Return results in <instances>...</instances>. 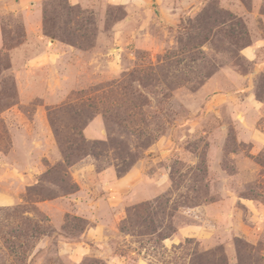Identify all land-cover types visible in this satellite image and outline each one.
<instances>
[{
    "label": "rangeland",
    "instance_id": "rangeland-1",
    "mask_svg": "<svg viewBox=\"0 0 264 264\" xmlns=\"http://www.w3.org/2000/svg\"><path fill=\"white\" fill-rule=\"evenodd\" d=\"M201 1L170 26L155 6L133 23L103 0L87 9L43 0V33L83 55L52 94L44 72L36 92L19 91L10 51L26 29L21 17L2 18L0 196L17 202L0 206V264H264V145L243 139L252 123L264 135V71L243 53L264 41V0ZM96 118L105 140L84 135ZM136 167L165 169L170 184L116 219L101 175ZM100 223L102 239H87ZM83 242L78 257L62 251Z\"/></svg>",
    "mask_w": 264,
    "mask_h": 264
},
{
    "label": "crops",
    "instance_id": "crops-1",
    "mask_svg": "<svg viewBox=\"0 0 264 264\" xmlns=\"http://www.w3.org/2000/svg\"><path fill=\"white\" fill-rule=\"evenodd\" d=\"M67 1L72 6H80V8L87 9L93 7V4L99 0ZM103 1L106 5L115 4L126 9L128 13V20L130 22L133 21V23L140 18L139 15L142 14L140 13L142 11L141 9L148 10L151 13V9L155 6V9L162 10L164 12V16L161 19L170 26H176L180 22L183 13L193 11L194 7L198 6L202 2L201 0ZM42 3L43 0H0V50H3L4 48L2 18L6 15L21 17L26 29V37L23 39L19 47L10 51L16 64L20 63V65H18L19 67L14 70L18 79L19 91L36 92V83L38 81V77L40 78L38 75L44 72L45 76H41L44 86L43 92L46 91L51 94L61 93V87L66 81L67 76H69L70 71L73 68L72 65L77 64L76 62H81V57H83V55L80 54L79 51L77 52L72 46L56 39H52L43 33L44 11ZM125 26L126 21L119 23L116 29L124 30ZM32 43L39 46L38 50L36 49L34 53H32V50H29V46ZM26 52H28L27 55ZM263 52L264 41H259L254 45V47L247 48L243 51L246 57V53L249 54L250 57H247L249 60L257 61V64L255 65L257 71H264V55L261 56ZM252 76L253 74L251 76L236 77L233 80L235 84L231 85L233 91L237 88V85L241 86L243 81L251 79ZM214 81L215 78L211 79L207 83L206 88L212 87L214 85ZM222 97L226 100H230L229 95H224ZM215 99H217V97L214 98V101ZM40 108V116L37 121H39L38 123L41 126L42 134H44L42 135V138L44 140L43 144L45 145V140L51 141L53 138L51 136L52 134L49 119L47 117V107ZM255 130L256 127H254L253 123L250 124V137H243V139H250L251 141L254 137H257L255 139H260L264 145V135L261 133H255ZM84 135L88 140H105L106 132L103 121L100 118L94 119L84 129ZM93 173H95V171L93 167L90 166L81 170V172L77 174V177H79V180H82L80 177ZM101 176L103 178L102 188L108 192L107 195L103 197V201L118 210L116 219H124L126 217V205H133L141 201L153 200L160 194L164 193L170 184V180L165 169H158V172L152 176L148 175L144 168L136 167L131 169L122 177H117L111 169H107ZM84 182L85 179L82 183L84 184V188H86V184ZM146 187H150L152 190H147ZM16 202L17 201H15L14 197H10V195L0 196V206H9ZM184 231L188 236L195 235L196 233V230L190 227L184 229ZM103 234H105V228L104 225L100 223V225L95 229L89 230L85 234V237L92 240H101ZM87 248L90 247L86 246L84 242L66 244L62 251L66 254L74 253V256L78 257L80 254L86 253L88 251Z\"/></svg>",
    "mask_w": 264,
    "mask_h": 264
},
{
    "label": "trees",
    "instance_id": "trees-1",
    "mask_svg": "<svg viewBox=\"0 0 264 264\" xmlns=\"http://www.w3.org/2000/svg\"><path fill=\"white\" fill-rule=\"evenodd\" d=\"M50 37H51V35H49ZM51 38H53V37H51Z\"/></svg>",
    "mask_w": 264,
    "mask_h": 264
}]
</instances>
